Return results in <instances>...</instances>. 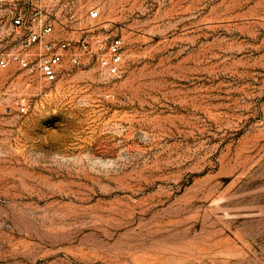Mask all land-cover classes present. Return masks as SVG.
I'll return each mask as SVG.
<instances>
[{"label":"rangeland","instance_id":"rangeland-1","mask_svg":"<svg viewBox=\"0 0 264 264\" xmlns=\"http://www.w3.org/2000/svg\"><path fill=\"white\" fill-rule=\"evenodd\" d=\"M46 4L56 79L0 67V264H264V0Z\"/></svg>","mask_w":264,"mask_h":264},{"label":"built area","instance_id":"built-area-1","mask_svg":"<svg viewBox=\"0 0 264 264\" xmlns=\"http://www.w3.org/2000/svg\"><path fill=\"white\" fill-rule=\"evenodd\" d=\"M7 19L11 23L19 50L15 52H0V67H6L10 60L15 59L22 68L29 71H40L48 80L53 81L58 74L67 48L68 39L56 40L50 37L54 30L52 12L46 0H6ZM99 10L89 9V17L95 18ZM84 49L90 48L86 38L81 41ZM101 50L98 55L100 65L114 76H120L124 65V44L121 36L108 35L107 39L98 45ZM71 60L78 64L79 57L71 55ZM25 109L23 105L20 106Z\"/></svg>","mask_w":264,"mask_h":264}]
</instances>
